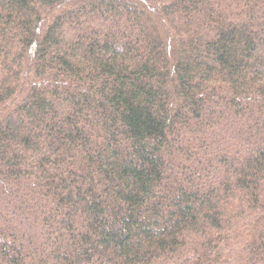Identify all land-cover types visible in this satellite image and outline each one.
I'll return each instance as SVG.
<instances>
[{"label": "trees", "instance_id": "obj_1", "mask_svg": "<svg viewBox=\"0 0 264 264\" xmlns=\"http://www.w3.org/2000/svg\"><path fill=\"white\" fill-rule=\"evenodd\" d=\"M0 264H264V0H0Z\"/></svg>", "mask_w": 264, "mask_h": 264}]
</instances>
